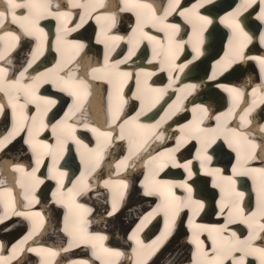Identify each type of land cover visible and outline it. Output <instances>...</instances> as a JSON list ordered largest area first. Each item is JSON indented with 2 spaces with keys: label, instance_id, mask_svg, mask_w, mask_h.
I'll return each instance as SVG.
<instances>
[{
  "label": "snow or ice",
  "instance_id": "obj_1",
  "mask_svg": "<svg viewBox=\"0 0 264 264\" xmlns=\"http://www.w3.org/2000/svg\"><path fill=\"white\" fill-rule=\"evenodd\" d=\"M211 0H200L192 9L179 10L180 0H168L167 7L163 9L162 14H157V8L152 3H145L143 0H123V7L119 11H133L136 15V27L132 29L131 35L128 37V42L132 46L129 48L128 55L119 61L110 63V55L115 51L116 45L125 38L118 35H111L112 30L116 27L117 14L115 12L107 15H97V23L103 20L101 26L104 39L98 38V43H104L105 53L103 65L100 68L93 69L97 75L96 79L106 80L111 87L109 92V115L111 125L118 127L119 135L114 137L111 131L102 132L96 127H91L90 130L97 135L98 144L96 149H89V175L99 165V159L104 149L113 143L114 140H126L128 142V154L116 164V169L119 172L121 169L127 170L128 161L144 147L149 139L157 141L164 138V134L159 131L163 122L170 119L179 111V104L187 98V95L196 91L197 85H187L184 90L185 94L178 98V103L170 105V110L165 113L161 120L153 125H145L140 123V117L144 114V99L152 93H159V98L162 99L166 94L167 89H153L146 83L142 87L139 77L142 75L145 80L153 76L155 73L141 70L136 74L137 92L134 94L135 99L141 101V110L136 115L122 123L121 116L126 101L122 95V85L128 80L133 79V73L120 70V66L126 64L132 56L136 54V49L139 47L140 41L146 39L153 43V60H159L161 69H167L170 79L176 71L183 72L193 60L198 59L201 55L200 46L203 44V32L207 26L213 21L206 16H201L198 9L203 7L205 3H210ZM257 4V0H243L242 5L238 6L233 12L222 19V23H226L231 29L232 35L229 38V52L225 57L217 62V70L213 72L211 79H215L217 74L232 69L238 70L239 62L246 60L255 61L259 67V79L261 84L258 88L253 89V96L257 95L258 89L264 92V56L248 57L245 55V49L252 42L253 37L244 30L240 23L239 17L243 11ZM2 10H0V30L3 29L6 23L16 25L18 30L27 37H34L38 43L37 48L32 54V60L28 61L27 68L19 72V76L15 79H9V68L0 65V93L7 97L8 105L12 109V130L7 136L0 139V152H3L7 145L20 132H27L28 138L25 143L28 145L34 157L35 166L31 171L21 165L16 164L14 171L20 173L28 180L27 185L22 184L25 190V200L28 205L38 203L34 193L39 185L44 183L43 179L37 176V172L44 164V157L52 159V167L49 173L52 179L57 180V191L52 193L55 198V203L67 208V214L64 217V233L69 237L67 248H62V252H68L71 249L80 245H90L93 249L92 255L101 261V264H117V261L124 255L120 250L108 248L104 246V241L109 237L101 233L89 232L91 221L88 220V215L93 209L87 208L75 202V198L90 190L89 185H85L83 179L80 184L84 185L73 189H68L67 196L63 189V178L67 175L65 172L59 171L56 165L59 159L62 158L63 152L66 150V145L69 140H74L77 145H82V141L76 138L74 125L68 121L76 116L80 109L81 97L86 93L88 85L83 80H77L73 73L66 72L61 75L67 68V63L58 64L57 71L52 75V70L48 73H40L35 77H26L28 68L32 67L35 60L42 55V49L47 41V33L40 26L41 20L52 17L58 22L57 27V51H61L63 47L70 45L74 50V54L78 55L86 48L84 43L68 41L66 39L70 32L77 31L87 19L92 17V14L100 9L105 8L104 0H66L63 5L68 10L62 11L61 0H0ZM260 12L259 19L264 21V0H259ZM74 9H81L80 23L75 27L69 28L68 21L73 18ZM178 12L189 24L193 25L194 37H189L188 41L180 39L181 27L179 24L168 22L169 16ZM20 13V14H18ZM146 26L156 28L158 32L164 34V40H159L156 36L149 35L144 31ZM139 37V39H137ZM195 39L193 48L195 55L192 60L185 64H177L176 61L179 54L185 48L186 43H191ZM260 43L264 45V34L260 35ZM20 40V36L14 32L8 31L4 35H0V41H3V47L0 48V61H7L9 51L16 46ZM152 63V61H149ZM237 67L234 68L233 66ZM246 71V69H244ZM51 83L58 89L68 92L75 97V107L70 108L65 117L51 125L52 134L56 137V145H50L40 140L39 134L49 128V124L45 122V117L57 104L55 99L38 95L42 84ZM169 84V88L171 87ZM224 91L232 96V107L228 112L222 113L215 117V128H204L203 122L206 119H211L209 109L203 105H196L192 112L195 114L194 120L189 124L183 125L180 129L181 135L176 137L175 144L171 148L165 149L156 155H151L148 158V171L140 181L143 195L156 196L159 198V203L152 212L144 216L133 231L129 239L134 241L136 247L132 249L133 255L136 257L135 264H148V260L158 249L160 245L167 239L174 229L177 219L182 211L187 210L191 213L188 226L192 229L190 241L195 245V251L192 253L191 264H248V258H255L259 264H264V246H257L258 240H264V167L249 168L248 164L258 158L264 162V157L260 156V152L264 151V127L259 129L261 138L256 139L255 136H250L248 131L238 130L229 127V121L237 115L240 119L239 129H246L252 124L249 119L251 114L257 107V102L253 99L251 105L237 112V108H241V103L245 96V92L239 87H226L221 85ZM157 101L151 103L150 107H154ZM264 103V100H262ZM29 105H35L37 115L29 116L27 109ZM6 105L0 103V114L5 111ZM85 128L90 125L84 124ZM223 139L227 147L236 154V165L232 169V175L224 176L220 168L212 167L213 155L209 150L217 143V140ZM191 140H196L199 147L196 150L194 157L195 161L199 162L200 168L206 176L212 178V185L220 191L219 214L226 215L225 222L221 225H201L194 222V218L199 216L204 211L206 205L204 200L195 198L193 188V177L196 173L193 171V160L182 161L178 158V153ZM87 148V145H83ZM83 159V154H82ZM0 163L7 168L9 161L0 160ZM183 169L187 176L181 181L161 179L160 175L168 167ZM258 174L260 177L259 190V207L256 212L246 216L241 206V201L244 199V193L237 191L236 179L237 176H253ZM84 174H82L83 177ZM103 187L111 189L113 194L111 198V211H106L109 217L114 216L119 211L120 202L125 199L129 190V183L126 180L111 179L103 182ZM177 189L183 190V194L178 195ZM0 196H6L4 200V215L0 216V223H3L9 215V208L15 207L11 200V190H0ZM162 213L165 219V230L152 241L149 245L139 239L138 233L145 226L146 221L156 214ZM13 215L24 216L28 219L39 217L42 220L39 212L21 211L12 212ZM237 221L247 225L249 232L246 238L241 239L235 231L230 230V225ZM206 234L207 240L211 243L206 244L205 239L201 236ZM32 238V233H29L23 240L18 242L12 248L10 257L6 260L0 256V264H10V261L16 256L17 252H36L47 254L49 257H55L57 252L49 248H26L28 240ZM41 264H48L45 259ZM69 264H90L89 260L77 259L69 261Z\"/></svg>",
  "mask_w": 264,
  "mask_h": 264
},
{
  "label": "bare ground",
  "instance_id": "obj_2",
  "mask_svg": "<svg viewBox=\"0 0 264 264\" xmlns=\"http://www.w3.org/2000/svg\"><path fill=\"white\" fill-rule=\"evenodd\" d=\"M107 1H109L110 3L105 4V6L108 5L109 7L112 8L109 10H113L114 12H116V10H119L121 7H123L122 6L123 0H119L118 2H116V0H107ZM187 1H191V0H187ZM213 1L219 2V0H211L210 3H212ZM223 1L224 0H220V2H223ZM258 1L259 0H257V2ZM143 2L150 3V0H143ZM199 2H200V0H195L193 2V4H197ZM242 2H243L242 0H237V5L235 4L233 6L234 9H232V7L231 8H224V9L221 8V9H218L217 11H215L211 16H209V19H211L213 21L212 24H214L216 22L221 27L224 26V27L229 28L226 23H222L221 21H222V19L226 18L230 12H233L238 6H241ZM111 3H115V7L118 5V7H117L118 9L114 8V6ZM210 3H205L203 6H206ZM61 4H62V8H61L62 11L68 10L66 7L63 6L64 4L62 2H61ZM152 4L157 8V14L159 15V14H162V12H163V10L160 11L159 8L162 5H166V7H167L168 0H156V2L152 3ZM2 7L3 6L0 5V10H2ZM210 7L211 6L209 5L206 7V9H208ZM253 8H254V5L251 8L247 9L246 11H243L241 13V15H242V17L248 15L247 18L248 19L251 18L254 25H255V23L258 24L259 22H261V24L263 23L261 29H259V30H261L259 35L264 34V21H261L258 18L260 11L257 9L252 11L251 9H253ZM182 9L183 8L180 5L179 10H182ZM259 9H260V5H259ZM184 10H186V9L184 8ZM72 11H73L74 15H73V18L68 21V27L69 28H73V27H75L76 24L80 23V13L81 12L79 13L78 9H74ZM121 12H123V11H121ZM129 12L130 11L125 12V16H124L125 21H128L130 19L129 16H126V15H128ZM247 12H249V13H247ZM18 14H20V13H18ZM97 15L103 16V15H105V12L103 10H98L97 12L93 13L92 17L87 19V22L84 23L82 27H80L77 31L70 32L66 37V39L68 41L84 43L86 45V48L83 51H81L78 55H76V54H74V50L72 49V47L70 45L62 48V50L65 51V55L68 56V61L66 62L68 64H67V68L63 71V73L61 75H65L66 72H71L75 75H78V74H80L82 69H86V72H81L82 78H76L77 80L80 79V80L85 81V83L88 85L86 93L81 97V101H84L87 98L88 94H89L88 99H91V100H93V98L98 96L97 94H94L93 92L92 93L87 92L89 90V84L90 85L96 84V82H90V80L91 79H93L95 81L98 80L95 78V76L97 74L93 72V69L100 68L103 65V61H104V54H101V55L97 54L95 56V53H97L99 50V48L96 47V44L98 43L97 40H98V38L100 40H103L104 37L98 35L95 38V36H94L91 39V40H93V38H95L93 43L89 44L87 42V40H88L87 38H91V36H93V35H91V32H92L91 27L93 24H97V20H96ZM117 15L122 16V14H117ZM177 15H179L178 12L173 13L171 16H169L168 22L173 23V24H179L181 26L182 24L178 20ZM133 16H134V21H136L135 13ZM201 16H206V15L202 14ZM130 17H132V16H130ZM40 26L47 33L48 38H47V41H46V43L42 49V55L43 56L40 59L37 58L35 60V62L32 64V67L28 68V71L26 73V77H35L40 73H46V72H49V70H51L50 68H47L46 64H47V62L50 61L49 57H50L51 52H52L51 50L57 48L56 38H57L58 22L54 18L48 17V18L41 20ZM242 26L244 27V30L247 31L246 30L247 29L246 24L244 22H243ZM124 29H127V27H125ZM128 29H129V27H128ZM132 29H133V27H132ZM132 29H131V32H132ZM154 30L157 31L156 28H153L150 26H146L144 28V31L147 32L149 35L156 36L159 40L164 38L163 33L160 32L161 35H159L158 33L152 32ZM8 31L14 32L17 35H19L20 40L16 43V46L9 51L7 61H0V65L9 68V77H8L9 79H15L19 76L20 71H22L24 68H27L28 61L32 60V54L37 48L38 41L34 37L24 36L18 30V27L16 25H13L10 23H6L4 25L3 29L0 30V35H4ZM250 31H251V29L248 27V33H250ZM204 32H205V30H204ZM53 33H54V35L52 36ZM111 35H114V34H111ZM214 35L218 39V29L211 32L210 38H212ZM121 36L124 37L125 39L120 41L116 45L115 51L112 52L110 55V58H109L110 63H114L115 61H119L121 59H124V57L128 55L129 48L132 46L131 44H129L127 36H124V35H121ZM82 37L84 38V41H82ZM259 38H257L258 44L261 45L262 47H264V45H262L260 43ZM137 39H139V37H137ZM188 40H189V37L186 39V41H188ZM144 41H147V40L144 39V40L140 41L139 47L136 49V54L134 56H132L131 59L126 64L120 66L121 71L133 73V79L128 80L125 84H123L122 89L125 86H127V88L128 87H130V88L131 87H137L136 74L140 73L141 70L146 71V72H152L155 74L153 76H151L150 78H148L147 80H145V77L142 75L139 77L141 84L144 86L146 83L148 86H150L153 89H167L166 93H168V94L166 95L167 96L166 98L168 100L164 101L163 103L159 102V104L155 103L154 107H150V105H151L150 102H155V99H149V101H147V102L145 101L144 102V114L140 117L141 122L146 119V121L150 122V123H146L147 125L156 124L158 121L161 120V117H163L165 115V113L170 110L169 106L174 105L176 100L178 101V98L182 97L185 94L182 90H184L187 85L196 84L197 89H202L204 91V96L207 97V99H205V101H203V102H194L193 99L196 98V94H195V91L192 92V97H191L192 100L190 101L188 99L186 101V103L184 104V101L186 100V99H184L183 102L180 104L181 106H183L182 112H184V113L182 114V116L185 117L188 113L191 112L190 117H192V119H194L195 114L192 112L193 107H195L196 105H203L204 107L211 109V110H209V115L211 116V119L213 120V122L216 123L215 117L217 115L222 114V113L228 112L229 109L232 107V96H231V94L224 91V88L220 87V86L223 85L226 87H239L242 90H245V92H246L245 96L243 98L244 100L241 104V108L243 109V108L248 107L249 105H251L253 99H255L257 102V107L255 110H258V113L260 114L258 116L255 115L252 118L251 127L248 130H246V129L245 130L248 131V134L250 136H255L257 140H259L261 138V133L259 132V129L261 127H264V103H262V100H264V92H262L258 89L257 95L255 97L252 94L253 89L258 88L259 82L261 81L259 79L258 72H255V70L259 69V67L255 63V61L249 60L248 62H246V64H244L242 66V68H244V69H246V71H248L247 74H242L239 77H238V75H239L238 72L227 74L226 76H229V79H231V81H228L229 83L228 82H222L223 80L221 81L220 79L217 78V76L215 79H211L213 72L216 70L211 71L208 74L202 73L201 76L198 78L194 77L195 74L199 73V72H193V71L189 70V69H193L192 64H189L190 66L187 67L186 71H191V72H189L192 75L191 77L189 76L187 78V76H186V77H182L181 80H178V78L182 72L176 71L172 74L173 78L171 79V81L168 80L167 81L168 83L164 82V83H161V85H156L157 81L155 82V78L159 77L162 80L163 77H165L167 75L168 79H169V73H168L167 69L162 70L159 65L153 64V61H154L153 57L151 55L147 56L148 55L147 51L142 49ZM50 42L52 44L50 46V49H48L47 46ZM147 42H149V41H147ZM252 42H254V41L252 40ZM214 43H216V41H214ZM3 44H4V42L0 41V48L3 47ZM101 44L104 45V43H101ZM121 49H125L124 54H123V50H121ZM119 50H121L120 53L122 52L120 55H118L116 53V51H119ZM142 50H143L142 57H138L137 53L139 52L141 54ZM214 53L216 55L217 51H215ZM136 55H137V57H135ZM39 56H41V55H39ZM193 56L194 55H192V57ZM255 56H258V55H251L250 57H255ZM189 60H192V58L186 59L182 62L180 60L179 62L177 61L176 63L177 64H185V63H188ZM45 61H47L46 64H43ZM149 61H152V63H149ZM36 63H37V65H36ZM253 64H254V67L252 66ZM205 65H206V61H204L200 65L198 64L197 67L201 68L203 70L204 68L207 67ZM160 71H163V72L157 75V73H159ZM55 72L56 71H53L51 74L54 75ZM255 73L258 74V76ZM88 75L90 76V79L87 81L85 78ZM217 75H219V73ZM224 76L225 75H222L221 79ZM153 77H154V79H152ZM236 79L238 80V82H236ZM103 81H104L103 83L107 82L106 80H103ZM134 81H135V85H132L131 83H133ZM171 82L173 84H171L172 86L169 88L168 86ZM48 84H50V86L45 87L46 85L45 86H44V84L41 85L39 92H38V95L49 97V98L55 99L57 101L56 106L51 109V112H52V110H53V113L57 112V110H60L59 114H57V116L56 115L55 116L58 117L59 120H61L65 117V114L69 112L70 108L75 107L74 102H75L76 98L73 97L72 95H70L68 92L61 91L60 89L55 87L53 84H51V83H48ZM163 85H166V86H163ZM42 86H43V88H42ZM97 87L100 89L101 95L99 94L98 98H96V101L99 102L100 105L102 106L103 101H104V95L103 94H104L105 88L107 86H102V83L99 82L95 88H97ZM51 88H53V89H51ZM197 89H196V91H197ZM220 91L222 94L223 101H224L225 97L228 99L226 106H224L223 103H221V105H217L219 103L218 97H219ZM155 94H157L159 96V93H152V94L148 95V97L156 98ZM1 95H2V93H0V103H2L4 105H6V104L8 105L7 97L5 96V99L1 100V98H2ZM122 95H123L124 100L128 101L129 98L133 95V92L130 93L127 91L125 93H122ZM247 95H248V99L246 100L245 97ZM172 98H174V100ZM159 99L160 98H158L156 100H159ZM170 99H172V100L169 102ZM107 101L109 102V97L107 98ZM64 104H65V106H64ZM7 105H6L5 110H8V112L4 111L3 114H0V121L4 120L5 124H7L9 126V128L7 129L4 124L0 123V139H2L4 136H7L13 127V126L11 127V125H12L11 123H13V121H12V109H11L10 105H8L9 107ZM61 105L63 106V111L61 110V107H62ZM33 106L35 107V110L31 114L28 113V110H30V107L28 106L27 113L29 116L37 115L36 106L35 105H33ZM156 106H160V109H159V107H156ZM126 107L130 108L131 110L133 109L132 111H134V113L133 114H130V113L127 114L125 116L127 118L118 121V123H122L124 120H128V119L134 117V115L137 112H139V110H141V105L139 106L140 109L136 110L135 108L138 107V105H131L129 103V101L126 104ZM224 107H226V108H224ZM216 108H218V110H216V111H219L220 109H222V110L216 114V113H214V109H216ZM242 109L239 110V108H237L236 111L241 112V114H242ZM102 110H103V112L109 111V106H104L102 108ZM125 111L126 110L123 109V113H122L123 115L125 114L124 113ZM100 112L101 111H99L97 114H95V116H94L95 119H98L100 117ZM80 113L82 114L81 109H79V112L77 113L76 116L69 119L68 123L74 125L76 128V131L81 127L88 130L87 133H85V134L84 133H78L77 134L80 141H82L83 144L87 145L88 147L84 148L82 146V147H79V150L74 148L71 150V152L66 149L63 152L62 158L59 159V163L56 165V167L59 169V171L65 172V169L68 166L64 165V162L65 163L71 162V164H72L75 158L79 159L80 161L78 163H76L75 165H72L69 168L71 171H73V170L76 171L77 167H78L77 165H79V167L82 168V171L78 170L79 172H82L80 178L83 179V181L85 182V185L90 186V190L86 191L84 194L81 195L83 200L76 199L75 202L80 204V205H84L87 208H92V207L95 208L93 205L94 202H92V199H93V197H96L100 201H102V202L98 203V206L102 207L104 201H106L110 206V199L112 198L113 192L111 189L104 188L103 182L105 180H109V179H111L113 181L121 180L119 178L118 174L121 173L122 169L119 172L116 169L115 171L110 173L108 176L102 177L101 174L104 171L102 170V168L101 169H98V168H99V165L102 164L103 162H99L98 167H96L95 170L92 171L91 174L89 175V165H87V163H88L87 159H90V156H89L88 150L97 148L95 145H92V143L88 140L91 138V136H95V134L90 130V128L91 127L98 128V126L97 125H91V127L85 128L84 124H87V123L83 122ZM6 119H8L9 122ZM58 119L56 121L51 122L49 124V128L40 132L39 137H38L40 140H42L43 142H45L47 144L53 145V146L56 145V137L52 134L51 125L56 123L57 121H59ZM211 119L204 120L202 126L204 128H208L210 125ZM235 119L237 121H239V123H237V121H235ZM249 119H251V117H249ZM175 121H178L177 125H182L181 123H183V120H182L181 115L175 116ZM45 122L49 123L50 121H45ZM101 123H103V121H101ZM172 123H173L172 120L169 121L168 123H165V124L162 123L159 131H161L164 134V138L162 140H159L158 142H162V141L164 142V140H167V141L174 140L175 141L176 137L181 135V132H180L181 127H179V126H178L179 127L178 131L174 132L173 134H170L167 131L166 125L167 124L171 125ZM239 124H240V119H239L238 115L234 119L229 121V127L230 128H236L238 130L243 131L244 129H239ZM110 127H111V124H110ZM173 129L175 130L176 126H174ZM112 130H113L112 133H114V134H117L116 130L119 131L118 127L113 128ZM109 131H111V130H109ZM79 132H80V130H79ZM89 133H91V135H89ZM46 134L51 135V139H48ZM27 138H28L27 133L24 134V133L20 132L15 137V139H13L11 141V143H9L7 145L5 150L3 152H0V160L9 161L7 168H5L2 163H0V190L10 189L11 193H12L11 200H12V203L15 205L14 209L9 208L8 217L6 219H4L3 223H0V256H3L7 260L12 253V248L15 245H17L18 242H20L26 236H28L29 233H32V238L30 240H28L27 244L25 245L26 248H35V249L49 248V249H52L53 251L57 252V255L55 257H49V256H47V254H40V253H36V252H23V253L17 252L16 256L10 261V264H41V261H43L45 259L48 261V264H69V261L77 260V259L89 260L90 264H101V261L92 255L93 249L91 248L90 245H80L78 247L71 249L70 251H68L66 253L61 251L62 248H67V246H68V243L65 245V243L63 242L66 234L63 231L64 221H62V219H63L62 217L63 216L65 217L67 212H66V214L62 213V209L65 207L62 205L60 206V205L56 204L55 198L52 196V193L57 191V187H58L57 180L53 179L54 181L57 182V185L54 188H52L51 190L47 191V189L43 188L45 186V183H43L42 185H39L37 187L34 195H35L36 199L39 201L38 203H35V204H32L29 206L28 201L25 200V190H24V187H22L21 185L22 184L27 185L28 180L26 177H23L20 173H18L16 171L12 175L10 170L12 168L14 169L16 164H21V165L25 166L28 169V171H31L32 166L34 165L33 164L34 163V157H33L32 152L30 151L28 145L25 143V140ZM69 141H73V140H69ZM153 141H155L154 138L149 139L147 141V143L144 145V147L139 151V153L137 155H134L132 157V159L128 161V167H127V170H125L126 174H129L133 167H134L133 169H136V168L139 169V170H135L133 172V179L138 180V178H140V177L143 179L144 175L147 173V171H148L147 162H148V158L150 157L148 155H152V154H150L151 151L153 152L159 146L158 143L155 144V143H153ZM171 142H173V141H171ZM71 143H73V142H71ZM189 143L192 145V146H190V148H189V145H187ZM149 144H151L153 146L154 150L146 152L145 155H142L141 152L144 149H147ZM187 144H186L187 147L185 148L186 150L178 153V158H180V159L183 158V159H181L182 161H187L189 159L193 160V171L196 173V175L193 177V180H194L195 178L200 177V176L205 175V174H204L203 170L200 168L199 162L195 161V159H194V157L196 155V150L199 147V145L197 144V141L196 142H190L189 141ZM225 144H226V142H225ZM164 145H167V144H164ZM170 145H172V143H170ZM221 145L222 144L219 145L221 147V149H223V147H224V149L226 151H228L229 154L231 153L232 150H230L227 147V144L223 145V146H221ZM118 146L119 145L115 146V148H114L115 151H117V150L121 151V148ZM173 146L174 145H172L171 147H173ZM126 149H128V146L126 147ZM165 149H167V148L164 147L161 151H159V153L163 152ZM219 149L220 148H218L217 150H219ZM194 150H195V152H193ZM126 151L127 150L122 151L121 155H125ZM186 151H187V154L190 151L189 156H186V154H184V153H186ZM75 152H77V153H75ZM261 152L262 153H260V156L264 157V151H261ZM29 153L31 156L30 161L28 160ZM82 154H83V159H82ZM212 155H213V160L215 159L213 164H212V167L220 168L218 166L219 162L215 158L217 154H212ZM13 157H15V158L13 159ZM45 158L46 157H44V160H45ZM48 158H50V157H48ZM122 159H120V160H122ZM50 160H51L50 165L52 167V159L50 158ZM137 160L139 161L138 165H136ZM114 161L115 160H113L112 163H114ZM119 161L115 162L113 165L116 166V164ZM58 165H61V166L58 167ZM248 167L249 168L264 167V162H261V160L258 158L257 160L250 162L248 164ZM169 168L172 170L176 169V168L171 167V166ZM84 171H86L85 172V178H82V174ZM177 171H183V173H184L183 177L184 178L182 180L186 179L187 174L183 169H177ZM43 172H44V168L41 167L39 169V171L37 172V176H39L40 179H43L45 181ZM93 172H94L93 179L96 180L98 178V181L96 183L94 182V185H92L90 182L87 183L88 181H90L92 179V173ZM72 174H73V172L71 173V175ZM222 174L224 176H230V175H232V171H228V172L222 171ZM48 176L51 178L50 173H48ZM98 176H101L102 178L99 180ZM165 177L166 176H165L164 172L161 173L160 178L164 179ZM206 177L208 178V183L210 185V188L208 189V191H209V193L212 194L213 190L215 191V189L212 185V178L209 176H206ZM248 177L252 178L253 188L258 189V191H259L260 186H261L259 175L256 174L255 178H253V176H248ZM81 179L77 180L75 183V185H77V188L84 186V185L80 184ZM178 181H181V180H178ZM127 182H132L131 178L127 179ZM48 185H50V182ZM206 185H207V183L205 184V186ZM53 186H54V183H53L52 187ZM73 186H74V184L69 189H73ZM140 186L141 185H139L140 190H137V191H136L135 185H132L131 187H129V190L125 196L126 199L123 201V205L119 207V211L114 216L109 217L106 214H99L93 220L91 219L92 217H90L88 219V220H92L91 224H90L91 225V227H90L91 231H89V232L101 233V234L107 235L109 237V239H108L109 243H107L108 240L104 241L103 242L104 246H106L108 248L118 249L122 253H124V255L121 256L119 258V260L117 261V264H135L136 257L134 255L131 256V252H132V249L136 247V244L134 241L129 239V236H131L133 231L137 228V225L140 223V220L143 219L145 215L152 212L154 208L151 210H147V209L151 208L155 203H158V202H153V198L156 196H145V195H143V190ZM250 186L251 185L249 184L248 187H250ZM194 187L199 189L200 185H195V181H194L193 188ZM73 190L76 191V189H73ZM217 190H219V189H217ZM61 191H63L65 193V195L67 196L68 192L65 190L64 187H63V189H61ZM50 192H51V196H50V199H48V195L50 194ZM180 192H181V190L177 189L178 195H180ZM134 194H138V197H136L135 202L130 204L129 202L131 201L130 200L131 195H134ZM197 194H198V192H197ZM219 194H220V191H219ZM194 195H195V197L197 196L196 194H194ZM217 195L218 194L216 193V197H217ZM213 197H214V194L210 195L209 198H205L203 196L198 195V199H202L205 202L206 207L204 210H206L207 208H209L212 205L211 201L213 200ZM257 198L258 199L256 202L258 203L257 204V210H258L259 196ZM5 199H7L6 196H0V216L4 215V200ZM23 201L25 202V205L22 204ZM135 203H136V205H135ZM219 203H220V200L218 199L214 205V211L218 210V212H214L213 214L219 215ZM129 204L132 206H129ZM257 210H255L253 212H256ZM13 211H15V212H21V211L39 212L41 214L42 220L39 217H34L33 219H28L24 216L13 215L12 214ZM99 211L101 212L102 208H100ZM253 212H248L245 215L246 216L251 215ZM123 214L124 215L126 214L127 216H130V217L132 216L130 221H129L130 224H132V225L129 226L130 228H129V230L127 229L128 231L126 230V232L123 233V234H125V237H123L121 233H118L117 230H111L110 228H108L109 226L106 227L108 222L112 223L113 221H116ZM225 219H226V215L223 216L222 220L225 222ZM188 220H189V218L183 219L184 226L186 228V233H185L183 228H180L178 231L179 234H177V232H176L175 236H174V234H173L174 232L172 230L171 234L164 241V247H163L162 252H160L159 255L155 259H153L152 261L149 262V260H148V262H149L148 264H191L192 253L195 251V245H193L190 241V238L192 235V229L188 226ZM215 221L219 222V220H215ZM159 222H161L160 226L158 228L156 227V228L152 229V225L157 224ZM194 222L196 224H201V225H216V224H211V222L204 220L203 217H201L199 219L194 218ZM237 222H239V221H237ZM261 222H264V221H261ZM94 224H95V226H94ZM241 224L242 225H239L238 223H234L233 225H230V230L235 231L237 233V235L240 236L241 239H243V238L247 237L249 229H248L247 225H245L243 223H241ZM158 230L162 231V232L165 230V219H164L163 215L158 216V214H156V215L150 217L148 219V221H146L145 226L138 233V237L144 243L142 237H140V236L142 234L145 235V234H152L153 233L150 236L149 241L146 244L144 243V245H149L152 243V241L156 240L157 237L155 235H156V233H158ZM20 236H22V237H20ZM18 237H20V238L16 242L15 239ZM201 238L205 239L206 244L211 243L209 240H207L206 234L202 235ZM110 240H112L114 243H111ZM68 241H69V239H68ZM179 243H181V244H179ZM256 244H257V246H264V240H258L256 242ZM185 247L188 248L187 249L188 253L186 252L188 257L186 256L184 258L182 255L179 254L178 248H185ZM126 250H129V252H127ZM152 256H151V258H152ZM251 259L256 261L255 258H251ZM257 262H258V260H257ZM258 264H259V262H258Z\"/></svg>",
  "mask_w": 264,
  "mask_h": 264
},
{
  "label": "rangeland",
  "instance_id": "obj_3",
  "mask_svg": "<svg viewBox=\"0 0 264 264\" xmlns=\"http://www.w3.org/2000/svg\"><path fill=\"white\" fill-rule=\"evenodd\" d=\"M256 74V73H255ZM257 76H258V74H256ZM20 150V149H19ZM136 197H138V194H134V195H131V198H130V204H132L133 202H135L136 201ZM138 203V202H137ZM129 204V206H132V205H130ZM135 205H136V203H135ZM145 210V209H144ZM130 214V213H129ZM135 214V213H134ZM132 217V216H131ZM131 217L130 216H127L126 214L124 215H121L116 221H113L112 223L111 222H108V224L106 225V227H108V228H110L111 230H117L118 231V233H121L122 234V236L123 237H125V234H123V233H125L126 232V230L128 229V227L129 226H131L132 224H130V219H131ZM115 223V224H114ZM127 225H128V227H127ZM119 229V230H118ZM120 234V235H121ZM179 244H181V243H179ZM179 249V254L180 255H182L184 258L187 256L188 257V255H187V249L188 248H178ZM187 250V251H186ZM184 254V255H183Z\"/></svg>",
  "mask_w": 264,
  "mask_h": 264
},
{
  "label": "water",
  "instance_id": "obj_4",
  "mask_svg": "<svg viewBox=\"0 0 264 264\" xmlns=\"http://www.w3.org/2000/svg\"><path fill=\"white\" fill-rule=\"evenodd\" d=\"M224 1H226V0H224Z\"/></svg>",
  "mask_w": 264,
  "mask_h": 264
}]
</instances>
